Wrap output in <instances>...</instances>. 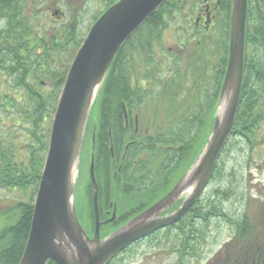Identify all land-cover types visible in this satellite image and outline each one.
<instances>
[{
    "label": "trees",
    "instance_id": "obj_1",
    "mask_svg": "<svg viewBox=\"0 0 264 264\" xmlns=\"http://www.w3.org/2000/svg\"><path fill=\"white\" fill-rule=\"evenodd\" d=\"M13 1L0 0V76L12 80L13 88L23 90L24 97L3 95L1 99L5 102H0V107L5 111L10 108L17 109L19 121L15 122L14 126L19 125L21 127L23 136L19 139L12 133L7 135V139L0 136V190L8 192L24 191L29 194V200L26 203L20 201L13 207L14 210H19L15 224L0 227V264H18L20 260L30 226L32 201L47 150L49 131L44 124H46L50 115L54 113L57 98L68 69V66L62 68L60 63L62 61L68 63L72 59L68 60V54H75L84 37L79 33L80 22L77 19V14L68 25L60 26V28L65 27L63 31L58 29L52 31L51 34H46L45 29L39 30L40 27L38 26L35 29L33 25L24 22L21 19V12L16 8ZM115 1L117 0H109L105 5V9ZM198 1L180 0L176 2V0H167L120 48L95 103V115L91 125L95 123L96 133L99 136L106 129L105 117L115 119L118 116L119 100H127V95L119 96L117 88H131L132 84L129 82L134 64L140 68L145 67V70L148 66L157 67V76L159 77H163V73L166 74L164 67H158L152 61L154 48L161 46V31L162 27L166 26L165 15H171L174 10H181L182 6L197 4ZM178 4L180 7H177ZM230 6L231 0H220L219 11L220 13L224 11L227 18L225 27L222 29V35L216 41L211 52L217 57H215L216 65L213 66V77L209 78L205 84L209 91L202 90L205 86L198 85L193 80L189 88H197L198 92H195L198 96L195 99V106L188 110L187 122L191 124L199 123L200 135L196 142L191 140L189 142L184 172L190 167L198 154L201 144L206 138V133L213 122V113L227 62ZM103 11L93 17V22ZM34 31L41 32L37 34ZM246 44L245 34L242 86L235 123L231 131V137L226 144V147L229 148L232 145L231 141L236 137L243 138L250 143L255 137L256 129L264 123V101L262 98L264 73L258 70L251 74V70L247 66ZM202 55L204 54L202 53ZM198 60L201 61L202 57ZM180 64L181 61L179 60L173 70L178 69L177 65ZM199 73L200 70H193L192 75L195 76ZM169 74L170 76L163 78L170 81L172 88L175 86L177 88H188L185 84H176L174 73L170 72ZM144 78L153 80L151 88L155 86L153 76L147 77L145 75ZM44 84L49 86L48 91H43ZM205 91H208V93L204 97L203 93ZM218 169L219 165H216L210 176L208 186L215 180V175L219 173ZM173 173L175 171L170 172L171 175ZM22 196L24 195L22 194ZM263 213L264 210L258 214L263 223L259 228L262 229L264 228ZM248 215L243 213L238 219L234 220L218 206L215 208L208 203H202L200 196L186 216L174 226L182 234V246H186L187 254V259L179 257L177 264H200L204 255L205 237L208 235L211 218L221 217L224 219L228 224V228H231L232 233L234 231V234L242 240L246 235L240 233V230L258 228L255 225L256 222L254 221L255 224L251 222ZM8 219L4 218L3 221ZM91 226L89 227L90 230H92ZM229 244L219 252V264L233 263L230 255L231 244ZM247 249L248 247H245L244 250H240V246L238 247L236 251L237 264H250L251 259L245 253ZM120 259V256H117L108 264L120 262ZM48 264L54 263L50 261Z\"/></svg>",
    "mask_w": 264,
    "mask_h": 264
},
{
    "label": "water",
    "instance_id": "obj_2",
    "mask_svg": "<svg viewBox=\"0 0 264 264\" xmlns=\"http://www.w3.org/2000/svg\"><path fill=\"white\" fill-rule=\"evenodd\" d=\"M167 0H117L92 24L74 55L59 93L47 152L33 204L27 241L18 264H107L132 242L181 219L200 196L227 143L242 86L247 0H231L227 64L213 123L190 167L158 202L100 238L93 144L89 177L95 230L89 238L75 210V184L90 115L121 46ZM94 132L92 133V142ZM173 213L162 216L178 201Z\"/></svg>",
    "mask_w": 264,
    "mask_h": 264
},
{
    "label": "flooded vegetation",
    "instance_id": "obj_3",
    "mask_svg": "<svg viewBox=\"0 0 264 264\" xmlns=\"http://www.w3.org/2000/svg\"><path fill=\"white\" fill-rule=\"evenodd\" d=\"M87 1L14 0L13 3L21 12L24 7H29L31 10L34 6L39 5L41 6L37 11L39 17L48 14L52 16L53 23L58 26H66L76 17L77 8L81 9ZM179 1L176 0V2ZM73 4H77L78 7H73ZM219 5L220 0H199L197 4L182 6L181 10H174L171 15H165L166 26L162 27L161 46L153 50L152 61L156 66L166 68V72H172L179 60L185 61L183 53H187L186 58L191 55L199 56L204 45L210 49L211 53L216 41L222 35L227 18L224 11L220 13ZM177 7H180L179 4ZM71 9H73V14L69 16L68 12ZM41 27L43 28L44 24H41ZM169 31H171L174 45L172 48L163 49L162 42L165 34ZM246 39L247 66L251 70V74L258 70L264 73V0H247ZM156 69L157 67L148 66L145 70V67L140 68L134 64L129 82L132 84L131 88H117L119 96L127 95V100H119L118 116L115 119L105 117L106 129L100 136L96 133L95 123L86 133L80 165L85 168V171L87 169L86 174L88 175L86 176L87 180L79 185L84 201L81 204L78 199L76 212L81 216L86 227L89 228L92 224V231H87L90 236L95 230L93 192L89 177L88 151L90 145L94 146L93 165L98 191L97 212L100 224L98 231L101 238L144 212L175 186L186 167L189 142L190 140L196 142L200 135L199 123H196V128L190 132H188L187 123L174 122L163 127L157 125L156 131L150 130L149 126L145 125L148 121H144L150 116V113L146 117L142 115L143 104L147 98L155 95L153 92L156 88H154L155 86L151 88L152 79L144 77L151 75L155 80L158 74ZM93 132L95 136L92 142ZM172 171L175 173L171 175ZM182 201L183 199L178 201L162 216L173 213ZM248 216L251 222H256L254 224L258 228L240 230V233L246 235L242 240L233 231L229 241L232 264H237L236 251L239 246L240 250L248 247L245 253L251 259L250 264H264V228H259L263 224L262 219L258 215L249 214ZM184 217L136 240L124 248L118 256L122 257L135 245L151 238L158 232L173 228L172 226H175ZM173 231L175 230L173 229ZM176 232L177 240L174 244H170L167 253L168 257H174L178 262L179 257L187 259V254L186 246H182V234L179 233L178 228H176ZM168 245L165 244L166 247ZM254 254L256 255L254 256ZM218 255L210 259L207 264H219L220 257Z\"/></svg>",
    "mask_w": 264,
    "mask_h": 264
},
{
    "label": "rangeland",
    "instance_id": "obj_4",
    "mask_svg": "<svg viewBox=\"0 0 264 264\" xmlns=\"http://www.w3.org/2000/svg\"><path fill=\"white\" fill-rule=\"evenodd\" d=\"M109 0H88L83 5L81 10L77 8L76 14L78 21L80 22L79 33L85 35L93 22V17L98 15ZM16 6V5H15ZM73 7H78L77 4H73ZM17 8V6H16ZM41 6L33 7L29 10V7L23 8L21 12V19L24 22L31 24L36 29L44 30L45 32H51L52 30L63 31L65 27L60 28L58 24L52 22V16L48 14L39 17ZM80 10V11H79ZM69 16L73 14V9L69 12ZM67 18L68 14L66 13ZM49 16V18H48ZM45 17V18H44ZM44 24V29L41 27ZM55 27V29H53ZM34 29V30H35ZM37 34L39 32L34 31ZM53 33V32H52ZM49 34V33H46ZM174 41L171 37V31L165 34L162 42V48H172ZM202 50H204L202 52ZM205 54L204 55H202ZM68 54V60L73 58L74 54ZM212 55V56H211ZM187 53H183L184 62L177 65V68L172 70L174 73L176 84L187 85L188 88H172L170 81L167 78L170 76V72H166L163 77L157 76L155 81L154 96L147 98L143 104L144 111L142 115L144 117L150 113V116L145 119L147 122L145 125L149 126L150 130L156 131L157 125L163 127L169 123H187L188 132L196 128V124L187 122L188 110L195 106V99L198 96L197 88H191V81H196L199 85H204L202 90H208L206 82L209 78H212L213 66L216 65L215 57L210 53V49L204 45L201 49L200 55H191L186 58ZM202 57V60L198 59ZM64 60V58H63ZM70 61L61 62L60 66L67 67ZM207 61V62H206ZM210 64V65H209ZM176 68V66L174 67ZM167 71L166 68H164ZM193 70H200V73L193 76ZM254 87V84H253ZM264 88V87H263ZM49 86L43 85V91H48ZM196 91V92H195ZM203 93L204 97L208 93ZM6 95L8 97H24V91L13 88V82L10 79H6L4 76H0V102H5L1 99V96ZM264 101V92L262 93ZM24 102V101H22ZM23 109V108H22ZM22 112V111H21ZM19 113L16 108H10L5 111L0 107V136L7 139V135L12 133L18 139L23 136V131L19 125L14 126L15 122L19 121ZM141 115V116H142ZM53 114L50 115L45 127L50 131V125ZM93 117V113L90 118ZM155 118V119H154ZM186 121V122H185ZM89 123L91 120L89 119ZM89 129V128H88ZM87 129V130H88ZM148 130V132H150ZM254 139L249 143L243 138H234L229 147H225L222 156L220 157L219 169L215 180L203 191L201 194V202L208 203L212 207H219L224 213H226L232 219H238L243 213L258 215L262 212L264 205L260 206V203L264 201V123H262L258 129ZM17 143V142H16ZM48 143V142H47ZM18 144V143H17ZM91 146V145H90ZM18 147H20L18 145ZM84 144L82 146L81 158L83 155ZM91 147H89V160H90ZM87 169L80 165L79 175L77 177L76 186V201L80 199L83 204L84 198L81 193V187L79 185L87 180ZM85 176V178H84ZM79 187V188H78ZM22 194L25 196H22ZM29 194L24 191L19 192L17 190L8 192L6 190H0V227L13 225L16 222L19 210H14L13 207L22 201L28 202ZM12 211V212H9ZM5 213V214H4ZM4 218H9L7 221H3ZM3 227V228H4ZM171 229H165L158 232L151 238L142 241L135 245L133 248L125 252L121 257L120 262L117 264H177L174 257H168V248L170 244H174L177 240L176 227L172 226ZM173 229L175 231H173ZM175 234V235H174ZM170 235V236H168ZM232 230L228 228V224L221 217L211 218L209 223L208 235L205 237L206 245L203 248V259L200 264H207L208 261L214 258L224 248V246L231 240ZM165 244H169L167 247ZM115 263V264H116ZM189 264V263H186Z\"/></svg>",
    "mask_w": 264,
    "mask_h": 264
}]
</instances>
